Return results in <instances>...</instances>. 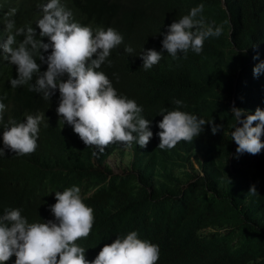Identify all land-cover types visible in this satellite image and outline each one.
<instances>
[{
    "label": "trees",
    "instance_id": "obj_1",
    "mask_svg": "<svg viewBox=\"0 0 264 264\" xmlns=\"http://www.w3.org/2000/svg\"><path fill=\"white\" fill-rule=\"evenodd\" d=\"M131 1L146 3L135 14L146 15L142 26L149 37L162 22L171 25L201 4L206 24L222 26V34L208 38L200 55L189 51L186 59L174 60L161 50L163 59L151 73L119 82L113 76L118 94L134 99L144 115L151 113L153 137L146 148L113 143L94 156L97 150L84 143L41 135L29 159L0 156V215L19 208L29 221L55 220L49 210L55 191L75 185L94 209L90 235L77 241L89 261L105 244L137 231L138 238L159 245L157 264H264V149L237 158L231 137L233 104L249 114L264 110V71L253 75L264 62V0ZM5 96L3 102L30 110L0 76ZM173 99L187 106L181 111L223 129L213 135L205 124L192 143L159 149L158 114L175 110ZM116 151L129 158L120 174L105 163ZM252 185L258 196L248 194Z\"/></svg>",
    "mask_w": 264,
    "mask_h": 264
},
{
    "label": "clouds",
    "instance_id": "obj_2",
    "mask_svg": "<svg viewBox=\"0 0 264 264\" xmlns=\"http://www.w3.org/2000/svg\"><path fill=\"white\" fill-rule=\"evenodd\" d=\"M145 7L131 0H0V76L30 108L0 97V156L29 159L41 135L84 143L97 150L94 156L113 143L147 147L153 137L151 113L144 115L134 99L118 94L113 76L119 82L151 73L163 50L174 60L186 59L189 51L200 55L204 42L223 29L206 24L201 4L171 25L162 22L149 37L142 26L146 15L135 14ZM262 71L264 62L253 68V75ZM172 103L175 110L161 108L158 114L163 117L157 133L161 150L192 143L205 124L212 125L213 135L224 127L181 111L187 106L180 99ZM231 114L237 158L259 154L264 110L249 114L233 104ZM248 194L259 195L255 185ZM55 200L49 206L55 220L43 223L27 220L19 208L5 209L0 264H157L159 245L138 238L137 231L118 236L87 260V249L77 241L90 235L94 209L75 185L55 191Z\"/></svg>",
    "mask_w": 264,
    "mask_h": 264
},
{
    "label": "rangeland",
    "instance_id": "obj_3",
    "mask_svg": "<svg viewBox=\"0 0 264 264\" xmlns=\"http://www.w3.org/2000/svg\"><path fill=\"white\" fill-rule=\"evenodd\" d=\"M125 150V148H122V153ZM129 158L123 154L120 155L117 151L112 154L110 157H108L105 161L106 165L109 166L113 174H120L121 170L126 166ZM194 168H196V165L194 164Z\"/></svg>",
    "mask_w": 264,
    "mask_h": 264
},
{
    "label": "bare ground",
    "instance_id": "obj_4",
    "mask_svg": "<svg viewBox=\"0 0 264 264\" xmlns=\"http://www.w3.org/2000/svg\"><path fill=\"white\" fill-rule=\"evenodd\" d=\"M68 144V143H67Z\"/></svg>",
    "mask_w": 264,
    "mask_h": 264
}]
</instances>
